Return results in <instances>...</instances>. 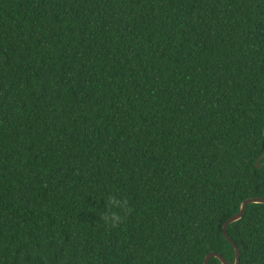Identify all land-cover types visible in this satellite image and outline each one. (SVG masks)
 <instances>
[{
	"label": "trees",
	"instance_id": "16d2710c",
	"mask_svg": "<svg viewBox=\"0 0 264 264\" xmlns=\"http://www.w3.org/2000/svg\"><path fill=\"white\" fill-rule=\"evenodd\" d=\"M252 198L264 0H0V264L235 263Z\"/></svg>",
	"mask_w": 264,
	"mask_h": 264
},
{
	"label": "water",
	"instance_id": "95a60500",
	"mask_svg": "<svg viewBox=\"0 0 264 264\" xmlns=\"http://www.w3.org/2000/svg\"><path fill=\"white\" fill-rule=\"evenodd\" d=\"M261 159H259L257 161V167L259 169H262V164H261ZM251 204H264V198H252V199H248L245 202H243L242 206H241V210L239 213L235 214L234 216H232L223 226V232L225 237L227 238V240L233 245V247L236 250V260L235 263H231L229 260H227L223 255L219 254V253H211L209 254L206 259L204 264H210V261L212 258H217L221 261L222 264H240L241 263V257H242V252L241 249L238 247V245L236 244V242L233 240V238L230 236L229 234V227L242 220L243 217L245 216L248 206Z\"/></svg>",
	"mask_w": 264,
	"mask_h": 264
},
{
	"label": "clouds",
	"instance_id": "9594fccd",
	"mask_svg": "<svg viewBox=\"0 0 264 264\" xmlns=\"http://www.w3.org/2000/svg\"><path fill=\"white\" fill-rule=\"evenodd\" d=\"M126 205H127V201H122L117 199L116 197H113L109 201V210L111 214L103 217L105 223L113 227L119 225L123 218L120 215V211L123 210L125 213L128 211Z\"/></svg>",
	"mask_w": 264,
	"mask_h": 264
}]
</instances>
